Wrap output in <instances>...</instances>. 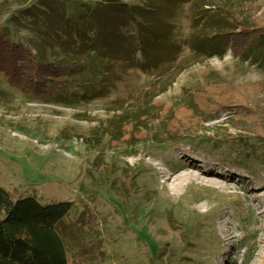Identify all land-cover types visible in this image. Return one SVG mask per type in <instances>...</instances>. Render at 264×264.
I'll use <instances>...</instances> for the list:
<instances>
[{
    "label": "rangeland",
    "instance_id": "1",
    "mask_svg": "<svg viewBox=\"0 0 264 264\" xmlns=\"http://www.w3.org/2000/svg\"><path fill=\"white\" fill-rule=\"evenodd\" d=\"M74 1L0 0V25L50 61L72 58L38 14ZM164 6L172 52L156 68L105 61L114 83L104 95L58 103L0 70V185L14 198L72 202L70 264H264V90L256 106L237 105L264 86V0ZM229 31L242 39L193 47ZM191 115L209 119L181 132Z\"/></svg>",
    "mask_w": 264,
    "mask_h": 264
},
{
    "label": "trees",
    "instance_id": "2",
    "mask_svg": "<svg viewBox=\"0 0 264 264\" xmlns=\"http://www.w3.org/2000/svg\"><path fill=\"white\" fill-rule=\"evenodd\" d=\"M146 1L139 6L120 0H76L58 10L57 5L53 8L45 3L38 14L40 25L58 45L70 49L72 58L50 61L26 42L13 40L0 25V70L8 75L11 85L58 103L104 95L114 83L105 74V61L123 58L156 68L163 65V54L172 52L173 40L163 20L164 5L173 12L189 0ZM241 39L240 32L229 31L205 39L194 37L192 44L199 50L227 48L229 41ZM238 47L241 52L248 49ZM79 55H85L83 62ZM263 90L264 86L253 85L249 97L243 95L237 105L256 106ZM222 105L233 106L230 102ZM188 117L181 132L198 131L209 119ZM72 209L71 201L43 203L31 195L14 198L0 185V264H70L63 234Z\"/></svg>",
    "mask_w": 264,
    "mask_h": 264
},
{
    "label": "bare ground",
    "instance_id": "3",
    "mask_svg": "<svg viewBox=\"0 0 264 264\" xmlns=\"http://www.w3.org/2000/svg\"><path fill=\"white\" fill-rule=\"evenodd\" d=\"M162 174L167 177V181L173 182V180L175 178V176L173 174H171V175L168 174V176H167V173L165 171H163ZM198 178H200L201 180H203V178L200 177V176ZM217 183L219 184V182H217Z\"/></svg>",
    "mask_w": 264,
    "mask_h": 264
}]
</instances>
